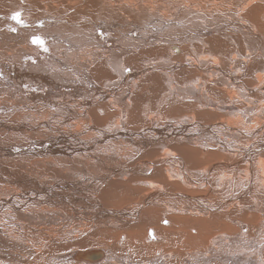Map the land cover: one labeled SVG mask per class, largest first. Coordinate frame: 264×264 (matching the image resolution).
<instances>
[{
	"label": "bare ground",
	"instance_id": "6f19581e",
	"mask_svg": "<svg viewBox=\"0 0 264 264\" xmlns=\"http://www.w3.org/2000/svg\"><path fill=\"white\" fill-rule=\"evenodd\" d=\"M86 1L0 0V264H264V0Z\"/></svg>",
	"mask_w": 264,
	"mask_h": 264
},
{
	"label": "rangeland",
	"instance_id": "374dc122",
	"mask_svg": "<svg viewBox=\"0 0 264 264\" xmlns=\"http://www.w3.org/2000/svg\"><path fill=\"white\" fill-rule=\"evenodd\" d=\"M87 1L86 0H60V4L62 7H64L67 10V13L64 14L66 18L70 16V13L72 10H74L77 7H82ZM171 5L174 6L176 5V0H173L171 2ZM34 9L30 10V17L31 18H37L39 11L42 9V5L40 3L35 4ZM56 13H60V10H56ZM131 18V16H130ZM123 21L116 15H111L109 18H107V26H114L115 28H120L122 27ZM119 30V29H118ZM175 30L174 32H176ZM172 41L171 38H168V41L165 44H169L168 42ZM162 38L157 37L156 40L154 41L155 44L161 43ZM181 43V41H179ZM12 47L9 50H12V48L16 47V43L12 42L11 43ZM139 42L138 40L133 37L129 36L127 40L122 41L120 44L117 45V48L115 49H106L105 52H148L147 50H143L142 47L138 46ZM93 51L98 50L99 48L96 46L91 47ZM167 50V46H164L161 51H150V52H164Z\"/></svg>",
	"mask_w": 264,
	"mask_h": 264
},
{
	"label": "snow or ice",
	"instance_id": "6c2138e0",
	"mask_svg": "<svg viewBox=\"0 0 264 264\" xmlns=\"http://www.w3.org/2000/svg\"><path fill=\"white\" fill-rule=\"evenodd\" d=\"M13 19H17V20H19V13H17L16 15H14V16H13ZM35 42H39V41L37 40V41H35Z\"/></svg>",
	"mask_w": 264,
	"mask_h": 264
}]
</instances>
